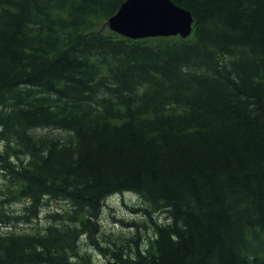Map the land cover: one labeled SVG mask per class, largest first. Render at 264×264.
<instances>
[{
  "label": "trees",
  "instance_id": "1",
  "mask_svg": "<svg viewBox=\"0 0 264 264\" xmlns=\"http://www.w3.org/2000/svg\"><path fill=\"white\" fill-rule=\"evenodd\" d=\"M125 1L0 0V264H94L126 192L152 233L114 264H264V0H169L191 35L141 40Z\"/></svg>",
  "mask_w": 264,
  "mask_h": 264
},
{
  "label": "water",
  "instance_id": "2",
  "mask_svg": "<svg viewBox=\"0 0 264 264\" xmlns=\"http://www.w3.org/2000/svg\"><path fill=\"white\" fill-rule=\"evenodd\" d=\"M107 24L111 32L130 40L186 39L192 33L193 18L169 0H126Z\"/></svg>",
  "mask_w": 264,
  "mask_h": 264
},
{
  "label": "rangeland",
  "instance_id": "3",
  "mask_svg": "<svg viewBox=\"0 0 264 264\" xmlns=\"http://www.w3.org/2000/svg\"><path fill=\"white\" fill-rule=\"evenodd\" d=\"M127 196L128 195H124L116 200H109L103 206L104 208L97 219L99 229L93 234V237L99 244L98 247L90 243L86 235L81 238L79 249L81 253L83 252V254L89 255L93 259L94 264H114L111 258L102 256V252L99 250L108 249V247H106L108 245L104 242H108L111 249H114L115 245L121 244V241H128L133 247L134 244L130 241V239L134 238V235L140 233L143 240H147L149 237L148 234L152 233L149 227H140L135 229L130 227L132 222L144 224L146 217H144L141 212L136 211L141 207L140 199L134 195ZM62 207H65V205L60 202H49L40 217L41 221L37 224L39 228H43L45 226L46 222L44 218L47 212L61 210L63 209ZM162 218L163 217L158 216L156 220ZM109 242H111V244Z\"/></svg>",
  "mask_w": 264,
  "mask_h": 264
},
{
  "label": "bare ground",
  "instance_id": "4",
  "mask_svg": "<svg viewBox=\"0 0 264 264\" xmlns=\"http://www.w3.org/2000/svg\"><path fill=\"white\" fill-rule=\"evenodd\" d=\"M124 195H128V196H129V195H133V194H129V193L126 192V193H124V194H122V195H115L114 197H111V198L107 199V201H109V200H113V199L116 200V199H118V198H120L121 196H124ZM128 196H127V197H128ZM134 196H135V195H134ZM136 197H137V196H136ZM31 221H33V220H31ZM82 253H83V252H82ZM92 260H93V259H92Z\"/></svg>",
  "mask_w": 264,
  "mask_h": 264
}]
</instances>
